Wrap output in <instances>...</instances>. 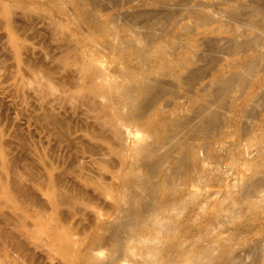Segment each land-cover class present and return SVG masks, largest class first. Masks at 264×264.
Returning <instances> with one entry per match:
<instances>
[{"label": "bare ground", "instance_id": "bare-ground-1", "mask_svg": "<svg viewBox=\"0 0 264 264\" xmlns=\"http://www.w3.org/2000/svg\"><path fill=\"white\" fill-rule=\"evenodd\" d=\"M102 1L89 0L96 5ZM133 1L120 0L122 5ZM139 1L143 7L164 8L156 14V9H137L134 20L142 19L145 26L150 19L170 18L178 11L172 12L171 8L183 5L182 0ZM232 1H222L227 5L223 13L206 12L205 6L197 2L199 6L180 16L169 32L158 36L149 32L146 43L128 37L115 59L130 64L136 58L142 63L143 75L129 69L120 75V80H113L108 76L115 68L106 66L102 58L77 61L80 64L70 83L67 71L57 78L49 69L42 71L41 86L33 83L38 85V107L32 106L30 100L26 107L28 133L32 123L37 124L42 134L41 150L35 153L31 142L27 143L23 178L13 179L15 190L28 203L26 228L22 242L16 235L10 236L12 232L9 235L11 241L25 249L30 261H36V250L43 249L42 259L50 260V264H174L183 255L187 257L183 264H216L219 249L225 247L216 246L217 238L206 244L197 240L196 246L184 244L191 219L205 208L196 198L204 182L198 170L203 160L199 152L204 146L219 143L216 140L228 122L221 109L230 100L233 85H245L261 68L260 50L264 48V0L237 1L233 6ZM187 19L194 20L199 32L214 23H223L227 25L223 32L230 36L223 37L218 29L204 40V49L172 46L165 38L172 31H195L191 24L183 23ZM98 29L108 32L102 25ZM183 51L187 56L170 67L171 58H181ZM238 52L255 58L240 70L215 74L217 70L212 65L224 54ZM67 59L63 70H69L72 56ZM74 84L77 89L67 88ZM36 90L30 88L28 93ZM172 106L178 108L167 113ZM255 178L242 189L241 200L261 201L259 187L264 180L260 173ZM101 217L112 220L100 225ZM99 225L98 235L93 238L90 233ZM180 225L185 227L183 231ZM263 241L248 251L257 262L264 255ZM47 246L52 248L46 251ZM192 250L195 258L191 257ZM230 254L229 251V263L238 261L237 254ZM246 256L240 257L246 260L249 255Z\"/></svg>", "mask_w": 264, "mask_h": 264}, {"label": "rangeland", "instance_id": "rangeland-1", "mask_svg": "<svg viewBox=\"0 0 264 264\" xmlns=\"http://www.w3.org/2000/svg\"><path fill=\"white\" fill-rule=\"evenodd\" d=\"M152 1L159 2L162 0ZM167 1L172 2L173 0ZM177 1L178 3L182 2L183 5L171 8L170 11L172 12L176 9L178 11L170 18L168 17L170 20L166 18V21L164 18L158 19V21L155 20V22L150 19L151 21L145 26V23L141 22L142 19L134 20L137 9H139L138 12L140 10L154 11L156 9V12L154 11L156 14L158 11L162 12L164 8L158 9L148 5L144 6L145 9L140 6L142 2L139 0H134L125 5H122L120 0H113L109 2L114 3L111 4L113 7L106 0H103V3L100 2L101 5L91 4L89 0H0V264H50L51 262L42 259L45 255L43 249L36 250V261H30L26 252H24L25 249L9 238V235L13 233L10 236L16 235L19 238L18 240L22 242V234H24L26 228L24 222H27L28 203L26 198L15 190L13 179L17 176L23 178V160L25 159L24 152H26L27 143L31 142L32 150L35 153L41 150L42 134L37 124L32 123L30 134L28 133L26 107L28 100H30L32 106L38 107L40 101L36 87L38 85L40 87L43 82V72L49 69L52 77L57 78L62 74L65 75L67 71L71 74L70 77L68 76V81L72 82L71 78L75 79V72L81 62L92 58H102L106 66L110 68V65H112L115 68V71L108 76L113 80H120V75L126 73L129 69L136 75H143L142 63L136 58H133L130 64H123L115 59V57L120 56L119 48H124L128 37L146 43L150 40L149 32L157 36L165 31L169 32L180 16L188 10L198 7L200 3L205 6L204 10L206 12L214 10L217 13H223L227 6L223 4V0H180L181 2L175 0V2ZM216 1H219L218 4ZM237 1L250 2V0H233L230 5H236ZM197 2H199L198 5ZM107 6H110V8ZM115 16L117 19H115ZM160 20L165 21L162 23ZM193 22V19L183 21V23L192 25V29H195L193 33L187 31L182 33L181 28H178L176 31L169 33L165 37L166 40H169L168 42L172 46L185 45L191 46V48L200 47L204 49L206 46L204 40L211 37L218 29L221 30L223 37L228 38L230 36V33L223 32L227 30V25L223 23H214L199 32L198 27L194 26ZM99 25L105 26L108 32L98 29ZM243 28L240 27L241 30ZM67 34L68 36H65ZM261 44L264 45V38L261 40ZM261 50L260 52L264 56V48L263 51ZM187 54V51H183L180 53L181 58L178 56L172 57L169 66H177ZM71 56L72 59H70ZM263 56H261V68L259 67L252 74L249 82L242 86L238 83L233 85L230 100L227 99L224 107H222L224 110L221 109L228 122L221 137L216 140L219 143L211 147L207 146L205 148L204 146L205 149L202 148L199 152L203 160L198 165V170L200 176L203 175L204 182L199 188L200 193L196 198L200 200V206L205 208L201 215L194 216L191 219L190 229H186V233L190 238L188 237L184 244H193L197 240L201 241L199 244H206L217 238L216 246L222 245L225 247L219 249L218 253L216 252L218 254L216 264H264V255L257 262L249 254L250 248L257 243L260 244L264 239V184L259 187L261 201L255 202V200L249 199L244 201L241 200L240 195L242 189L244 190V187H247L248 184L253 182V179H256V173H260L264 180ZM67 58L70 59L68 62L71 64L68 67L69 70H63V62H66ZM254 58L255 56H246L244 52L226 53L218 63L212 65V68L217 70L215 74L227 75L234 70H240L245 63ZM77 61H80V63ZM150 64L153 65L151 62ZM236 64H239V67H234ZM156 70L160 69L156 67ZM160 72L162 71L160 70ZM34 82L38 85H33ZM205 82L207 83L208 80ZM26 84H29L28 87ZM30 88L36 91L28 93ZM67 88L72 90V88L77 89L78 87L74 84L72 87L68 85ZM176 108L178 107H169L167 113L173 112ZM37 112L38 110L35 109V113ZM165 128L166 126L160 129ZM203 149L205 151L202 153ZM12 164L16 165L15 170ZM108 220H112V217H101L99 223L100 225H106ZM100 225L90 233L93 238L97 237ZM3 229H6L5 232ZM179 229L183 231L185 227L180 225ZM35 234L38 235L39 233L35 232ZM8 240L10 243H8ZM194 245L196 246L195 243ZM191 247L193 248V246ZM48 248H52V246L45 247V250L47 251ZM229 251L232 256H234V253L237 254L238 261L236 260L235 263L227 261ZM191 252V257L195 258V252L193 250ZM244 252L245 255H249L246 256V260L242 258L245 256ZM262 253L264 254V250H262ZM185 259H187L186 255L178 256L174 264H183ZM54 263H57V260ZM204 264L210 263L205 262Z\"/></svg>", "mask_w": 264, "mask_h": 264}]
</instances>
